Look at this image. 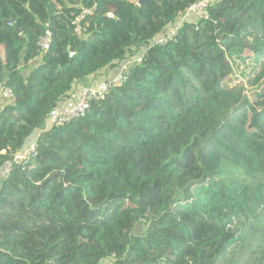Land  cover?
I'll return each instance as SVG.
<instances>
[{
	"label": "trees",
	"instance_id": "trees-1",
	"mask_svg": "<svg viewBox=\"0 0 264 264\" xmlns=\"http://www.w3.org/2000/svg\"><path fill=\"white\" fill-rule=\"evenodd\" d=\"M135 1L0 0V83L14 96L0 110V166L39 132L37 156L0 184V264H264V165L203 160L223 131L241 155L247 141L264 148V109L246 95L264 78V0L215 2L85 117L45 130L77 84L197 0ZM94 6L76 38L75 17ZM240 64L247 85L228 84Z\"/></svg>",
	"mask_w": 264,
	"mask_h": 264
},
{
	"label": "built area",
	"instance_id": "built-area-1",
	"mask_svg": "<svg viewBox=\"0 0 264 264\" xmlns=\"http://www.w3.org/2000/svg\"><path fill=\"white\" fill-rule=\"evenodd\" d=\"M219 0H197L190 5L185 11L179 14L176 20L170 24L164 32L153 38L147 45H143L133 56L126 57L118 63V72L115 76L109 79L98 78L93 83L88 85L77 84L67 99L62 100L54 107L47 117L45 122V130L52 127H57L74 119L85 117L88 113L91 104L103 101L109 94L112 87L123 85L129 78L130 70L137 64L142 62L147 50L152 46H165L168 43L174 42L179 34V31L184 23H196L200 20L208 18V8ZM135 5L139 4L136 0ZM95 9H82L78 16L73 21L74 36L79 39L87 38L88 25L85 22L87 16H90ZM108 18H113L111 13L107 14ZM52 42V34L49 30H45L44 35L39 39L38 46L40 55L49 50ZM74 53H70L69 57H73ZM0 97L4 102L12 103L14 96L10 88L4 83H0ZM39 132L35 131L26 139L22 147L10 155L0 166V184L6 180L11 174L14 167L21 165L24 162L30 161L37 156ZM5 151L0 152V155H5ZM114 257V256H112ZM101 264H114V259L102 261Z\"/></svg>",
	"mask_w": 264,
	"mask_h": 264
},
{
	"label": "rangeland",
	"instance_id": "rangeland-1",
	"mask_svg": "<svg viewBox=\"0 0 264 264\" xmlns=\"http://www.w3.org/2000/svg\"><path fill=\"white\" fill-rule=\"evenodd\" d=\"M250 71L251 69L248 64H240V66H234L232 75L227 78L228 84L232 85L241 83L246 86ZM246 95L251 105H254L256 108H258V110L262 111V109H264L262 108L264 107V78L260 80L255 86L247 88ZM241 112H238L236 115L240 114ZM214 138L213 142H211L210 146H208L205 151L206 155L203 156L205 164L211 169H215V167L219 163L220 157L222 156L229 159L230 163L234 162L232 158L237 159V161L234 162V165L238 169H241V172L245 174L247 170H258L262 168L261 165H264L263 147H255L253 144H251L250 141H247L245 147H247L248 149L254 147V149L250 150V154L246 153L241 155V153L236 150L234 142H231L229 139H227L226 132L223 131ZM256 153H260V158L258 157V155H256ZM238 175L242 176V178H247L245 175H242L240 173H238ZM139 227L140 226H137V228ZM140 229L142 230L143 227Z\"/></svg>",
	"mask_w": 264,
	"mask_h": 264
},
{
	"label": "crops",
	"instance_id": "crops-1",
	"mask_svg": "<svg viewBox=\"0 0 264 264\" xmlns=\"http://www.w3.org/2000/svg\"><path fill=\"white\" fill-rule=\"evenodd\" d=\"M41 59L38 58L36 59L34 62H32L29 66L33 67L36 63L40 62ZM118 65V64H117ZM114 66V67H111V68H108V69H105V70H102L101 73L99 75H97L96 77H91L85 81H81L79 83V85H88V84H91L93 83L96 79L98 78H104V79H109V78H112L113 76H115L118 72V66ZM5 103H4V100L3 99H0V110L4 107Z\"/></svg>",
	"mask_w": 264,
	"mask_h": 264
},
{
	"label": "water",
	"instance_id": "water-1",
	"mask_svg": "<svg viewBox=\"0 0 264 264\" xmlns=\"http://www.w3.org/2000/svg\"><path fill=\"white\" fill-rule=\"evenodd\" d=\"M149 1H152V0H140V1H139V5H143V4H145V3L149 2ZM153 1H154V0H153ZM2 59L4 60L3 55H2Z\"/></svg>",
	"mask_w": 264,
	"mask_h": 264
}]
</instances>
